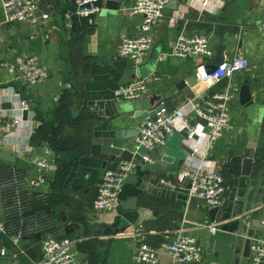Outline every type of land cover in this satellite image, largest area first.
<instances>
[{"label":"crops","instance_id":"0c3cea01","mask_svg":"<svg viewBox=\"0 0 264 264\" xmlns=\"http://www.w3.org/2000/svg\"><path fill=\"white\" fill-rule=\"evenodd\" d=\"M77 1L43 0V4L38 3L36 23H9L0 27L3 36L0 43L1 108L15 116L19 114L20 102L29 105L28 119H23L24 123L12 134L16 143L27 147L19 154L31 163L33 159H44L45 149L52 151L47 145L34 146L32 137L41 121L53 120L62 100L67 99L70 123L58 137L67 146L58 156L52 151L55 169L50 173L51 179L58 171L59 160L67 164L75 162L72 175L58 197L59 204L48 210L53 218L51 228L42 233L44 236H30L17 246L3 238L0 252L5 249L8 255L19 254L17 264H35L43 257L45 238H70L78 241V264H142L136 260V250L142 240L136 238V233L143 232V241L154 247L183 233L196 237L202 244V264H252V243L264 238L260 225L251 226L264 216V35L260 31L264 0H227L223 6L210 1L206 9H203L206 0H171L168 5L177 4L166 10L164 20L153 29L152 49L146 62L138 68L118 53L124 40L140 33L142 18L128 13L136 0H98L101 12L89 18L77 15ZM41 8L43 12L39 14ZM44 15L49 18L42 19ZM3 22L0 1V25ZM182 32L209 37L213 56L173 57V46ZM222 46L226 59L240 55L249 62V68L232 80L204 85L196 71L200 66L211 69ZM20 54L39 58L48 69L44 82L30 86L1 66ZM133 76L137 77L133 79ZM129 77L130 81H146L147 91L140 99L125 101L115 96L116 89L130 82ZM247 82L254 99L251 106L240 102L241 88ZM223 90L233 93V101L230 123L222 138L209 145L205 139H197L188 132H176L168 143L184 144L193 154L182 151L179 156L186 157L182 166L166 164L168 171L158 173L161 178L158 185L150 184L152 174L146 169L162 157L167 144L151 153L152 163L142 165L141 160H137L138 167L132 174L136 177L126 182L121 195V202L137 197V210L120 207L114 212H98L94 209L104 172L122 161V158L104 160L106 138L123 130L130 132L131 138H125L126 142H136L137 131L144 122L137 120L153 106L172 100L181 107L186 99L204 91L213 94ZM14 92L19 98L13 96ZM159 97L163 99L158 101ZM186 113L193 123H199L194 114L188 110ZM167 149L170 151L169 147ZM135 152L136 148L133 154ZM146 154L140 151L134 155ZM248 157L253 159V165L251 175L245 177L243 162ZM214 167L226 182L224 204L217 216L211 215L214 208L201 200L162 186L163 180L172 181L182 171ZM27 174L35 176L37 171L33 168ZM38 191L50 197L52 182ZM236 198L244 201L243 214L223 221L233 215ZM3 210L0 195V218ZM252 213L259 214L252 217ZM101 223L121 232L114 237L107 235L104 230H97ZM210 227H217L218 232L212 235ZM211 242L214 246L209 249ZM7 260L11 257L0 256V264ZM161 262L170 264L167 253L161 254Z\"/></svg>","mask_w":264,"mask_h":264},{"label":"built area","instance_id":"2783aa9c","mask_svg":"<svg viewBox=\"0 0 264 264\" xmlns=\"http://www.w3.org/2000/svg\"><path fill=\"white\" fill-rule=\"evenodd\" d=\"M4 12V22L34 24L39 18L38 3L35 0H0ZM171 0H136L128 9L130 16H140L142 19L140 33L137 37L124 40L118 48L119 56L128 60L134 68L143 65L152 49L153 29L162 22L166 16V10ZM210 1L225 5L227 0H206L203 9L210 5ZM101 12L98 0H78L76 13L82 17H93ZM48 15L42 16L47 20ZM260 31L264 35V11L261 17ZM3 36L0 31V43ZM171 55L177 59L193 57L211 58L213 51L209 37L199 33H181ZM12 75L30 86H36L44 82L48 77V69L43 66L36 55L20 54L13 61L1 65ZM249 62L235 55L227 58L216 70L208 72L204 66L197 69V78L204 85L219 83L224 80H232L237 74L247 70ZM147 91L146 81L136 79L115 90V96L125 101L140 99ZM14 97L19 98L17 93ZM233 93L223 90L210 94L204 91L202 94L185 100L181 107H177L172 113L165 108L156 114V119L147 117L141 124L136 137V154L145 151L142 157L144 163H152L151 153L160 147L166 146L170 137L178 131L190 133L197 139H205L209 145L214 144L223 137L225 129L231 119V103ZM0 102V144L18 153L25 152L27 147L16 143L12 138L14 129L20 127L23 122V113L29 111V105L20 102L19 114L8 115L1 108ZM194 114L199 123H193L186 111ZM20 144V145H19ZM44 159H33L29 165H33L37 174L28 175L27 172L16 168L11 164L0 160V195L3 201V217L0 218V240L9 239L14 245L33 235H42L48 231L53 221L51 214L46 209H35V205L44 203L48 195L42 194L38 189L52 182L50 173L55 169L54 154L50 149H45ZM134 153V154H135ZM139 156V155H138ZM135 156L130 160L119 161L115 167L104 172L102 184L94 201V209L98 212H114L120 208L121 195L128 178L138 167ZM48 158H53L52 161ZM171 189H185L189 186V195L197 198L210 208L223 206L226 193L224 176L217 168H199L182 171L172 181L161 182ZM264 229V216L261 219ZM212 235L218 232L217 227H210ZM143 232L135 234L140 238V244L136 260L142 264H162L161 254L167 253L170 264H202L204 261V249L200 241L188 234H179L172 241H163L157 246H151L143 241ZM43 257L35 264H78V241L70 238L55 239L45 238L42 243ZM252 264H264V238L256 239L252 243ZM2 258L8 256L11 260L2 264H17L19 254L8 255L5 249L0 252Z\"/></svg>","mask_w":264,"mask_h":264},{"label":"water","instance_id":"95a60500","mask_svg":"<svg viewBox=\"0 0 264 264\" xmlns=\"http://www.w3.org/2000/svg\"><path fill=\"white\" fill-rule=\"evenodd\" d=\"M35 2L43 4V0H35ZM173 4H177V2H173ZM172 5H168V8H175ZM43 9L46 8V6L44 5V7L42 6ZM42 8L39 11V14H42L43 10ZM226 59V55H225V47L222 46L220 47L219 51H218V56L216 59V62L214 63V66L211 69H208V72L214 71L216 70L220 65L223 64V62ZM137 76H133V79H135ZM130 81V77L128 79ZM163 99V97H159L157 98L158 101H161ZM240 102L242 105H253L254 104V99H253V94H252V89L250 84L247 82L245 83V85L242 86L241 88V92H240ZM5 107V105H3ZM177 105L175 103L172 102V100H167L166 102H161L157 107L153 106V109L151 111H147L143 116V118L141 119L139 117V119L137 120L138 122L142 123L147 117H151L153 119H156V114L158 112L161 111V109L165 108L167 110L168 113H172L173 111H175L177 109ZM7 108V107H5ZM28 111H25L23 113V119L27 120L28 119ZM136 116H138L136 114ZM137 135H138V131H137ZM187 137V136H186ZM125 138L130 139V132L128 131H123V130H119L117 131L114 135L108 137L105 139V141L103 142L104 144V149L103 152L105 153L104 155H106V157H104V160H116L117 158H122V160H126V161H130L133 157H134V150L136 147V143L135 141H130V142H126ZM169 147L170 151L167 149ZM182 151L184 153H187V155L189 154H193L192 151H190L188 149V147H186L184 144H179L177 145L176 143H167V147L163 150L164 152V156L162 155V157H158V160L155 161L154 165L149 166L147 170L148 173L152 174V177H150V184H156L158 185V183H160V175H158V173L163 172H167L168 168H166V164H172L174 167H179L182 166L185 161H186V157L185 155L183 156H179ZM152 157V156H151ZM157 158V157H155ZM136 160H141L142 165L143 164V160L141 156H137L135 157ZM0 160L1 161H5L11 164H15L16 168L24 171V172H30L33 170V165H29V163L27 161H25L24 159L20 158L18 153H16L15 151H12L4 146H2L0 144ZM165 163L161 164L160 162ZM115 162V161H114ZM243 175L245 177H249L251 175V171H252V165H253V159L251 157H248L246 159H244L243 162ZM136 176L131 175L127 181H131L132 179H135ZM148 179V180H149ZM162 186L165 188V185L162 184ZM144 188L141 187V190H143ZM189 186H187L185 189H176L175 191H184L186 193L189 194ZM242 198H236L235 199V208H234V212L232 216H227L226 218L222 219L223 221L228 220L230 217L233 218H237L239 216H241L243 214L244 211V201H242ZM138 198L135 197L129 201H124L121 202L120 207L124 210H137L138 208ZM219 212V208H214L211 211V215H213L214 213L218 214ZM259 213H252V217L256 216ZM262 217V216H261ZM261 219L258 221H254L252 223V227L254 225H261ZM216 221V217L215 219H213V222ZM92 227V226H91ZM263 228V227H262ZM97 230H104V233L107 235H110L112 237L118 235L121 231L120 229H114L111 226H108L104 223H101L97 226ZM99 231L96 232V234H98ZM259 239V238H258ZM214 246V242L210 243L209 249H211ZM134 249H137V244H134ZM137 252V250H136Z\"/></svg>","mask_w":264,"mask_h":264},{"label":"trees","instance_id":"16d2710c","mask_svg":"<svg viewBox=\"0 0 264 264\" xmlns=\"http://www.w3.org/2000/svg\"><path fill=\"white\" fill-rule=\"evenodd\" d=\"M60 105L62 113H59L60 109H58V113L53 120H40L41 124L32 137V143L34 146L39 147L40 145H47L57 156L66 151V143H62L58 137L60 134L62 135L63 132L61 131H64L65 126L70 123V115L68 112L69 102L67 99L66 101L62 100ZM58 165V171L55 174V178L52 179V195L48 197L46 202H40L41 204L38 205L36 204L35 209H46L50 211L57 204H59L58 202H60V200L58 197L61 196V191H63L65 183L72 175V169L75 162L67 164L64 163V161L59 160ZM39 236L42 235L39 234Z\"/></svg>","mask_w":264,"mask_h":264}]
</instances>
